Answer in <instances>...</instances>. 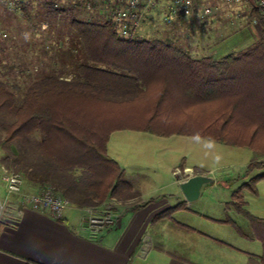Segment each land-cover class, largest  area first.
<instances>
[{"label":"trees","instance_id":"1","mask_svg":"<svg viewBox=\"0 0 264 264\" xmlns=\"http://www.w3.org/2000/svg\"><path fill=\"white\" fill-rule=\"evenodd\" d=\"M49 9L71 13L53 3ZM98 15L66 16L68 47L57 49L70 59L69 68L34 79L19 97L0 78V165L20 172L28 183L52 184L73 205L85 207L133 196L107 154L116 130L197 136L264 155L262 20L255 42L213 58L193 57L162 37L122 36ZM251 15L259 17L257 10ZM256 165L264 167L256 160L249 168ZM261 179L264 171L243 184L255 192ZM232 196L262 245L264 264V218L243 208L240 189Z\"/></svg>","mask_w":264,"mask_h":264},{"label":"rangeland","instance_id":"2","mask_svg":"<svg viewBox=\"0 0 264 264\" xmlns=\"http://www.w3.org/2000/svg\"><path fill=\"white\" fill-rule=\"evenodd\" d=\"M204 1L212 7L213 13L199 20L186 18L183 24H179L180 21L165 24L160 5L155 6L150 10L151 19L145 21L138 34L162 37L179 45L193 57L211 55L213 58L240 51L260 37L261 29L252 22L249 1ZM21 2L11 5L7 0H0V78L7 80L18 97L34 79L55 69L64 70L71 66L70 59L62 57L61 50L57 49L59 46H63L62 50L68 47L69 40L62 26L69 18L66 16H99V5L94 6L91 1L23 0V9ZM51 3L71 13L52 12L49 9ZM121 134L137 136L139 139L136 138V141L143 145L140 153L123 152L121 163L128 165L126 177L138 178L146 186L172 180L174 183L156 194L166 193L168 205H179L173 210L179 211L174 214L175 217L241 249L261 250L257 240L244 238V233L251 230L250 222L244 213L236 209L232 194L240 189L242 202H246L243 205L245 210L253 216L264 217V179L257 181L255 192L243 184L264 171V167L257 165L249 168L250 163L256 160L264 164V155L247 146L178 134L160 137L127 130L116 133L112 140ZM133 138L125 141L130 149L135 145ZM115 145L120 146L117 141ZM1 154L0 149V157ZM184 166H190L208 179L202 184L198 197L190 202L182 196H175L179 194V184L172 170ZM3 188L1 197L4 198L5 186Z\"/></svg>","mask_w":264,"mask_h":264},{"label":"crops","instance_id":"3","mask_svg":"<svg viewBox=\"0 0 264 264\" xmlns=\"http://www.w3.org/2000/svg\"><path fill=\"white\" fill-rule=\"evenodd\" d=\"M183 21L176 22L183 24ZM127 130L113 131L106 150L122 169L133 196L113 197L121 201L123 213L112 228L97 237L89 235L82 212L75 205L66 208L62 218L54 219L48 211L33 210L28 204L22 206L17 195L5 200L1 197L4 183L0 168V203L5 201L0 213V264H262V245L251 230L244 233V238L257 240L261 250L241 249L183 222L174 216L179 211L162 215L172 206L166 201V193L156 192L174 182L146 186L138 178L125 176L128 165L121 163L123 152L140 153L143 148L136 141L137 136L121 134L112 140L116 133ZM129 138H133V149L125 144ZM40 188L25 179L22 183L24 192ZM175 196L184 197L180 189Z\"/></svg>","mask_w":264,"mask_h":264},{"label":"built area","instance_id":"4","mask_svg":"<svg viewBox=\"0 0 264 264\" xmlns=\"http://www.w3.org/2000/svg\"><path fill=\"white\" fill-rule=\"evenodd\" d=\"M11 5H18L20 0H7ZM238 2L240 0H225ZM252 5L251 12L257 10L258 16H253V24L261 29V20L264 23V0H246ZM97 6L101 17L109 20L117 26L122 36H135L141 30L145 21L150 20V10L160 5L162 20L165 24L173 21H181L189 18L199 20L213 13L210 5L204 0H91ZM239 16H243L240 14ZM1 178L5 186L7 200L12 195H17L22 206L29 205L33 210L48 211L54 219L62 218L66 208L73 207L71 201L64 197L52 184L42 186L36 192H24L22 183L24 177L20 172L8 170L1 165ZM172 174L176 176L178 184L185 182L189 177L200 175L199 171L189 167H175ZM203 177V176H202ZM205 178V177H204ZM208 181V179H207ZM121 201L113 197H107L100 204L78 207L82 212L83 225L91 237H97L101 233L113 227L121 217L123 209ZM5 208V201L0 203V213Z\"/></svg>","mask_w":264,"mask_h":264},{"label":"water","instance_id":"5","mask_svg":"<svg viewBox=\"0 0 264 264\" xmlns=\"http://www.w3.org/2000/svg\"><path fill=\"white\" fill-rule=\"evenodd\" d=\"M207 182V179L200 176L195 175L189 177L185 182L179 184V189L184 196V199L188 202L196 199L200 193V188L202 184Z\"/></svg>","mask_w":264,"mask_h":264}]
</instances>
